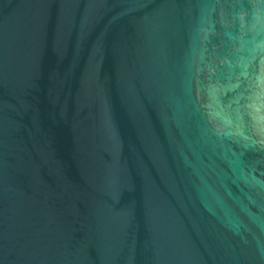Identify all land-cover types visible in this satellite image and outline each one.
Listing matches in <instances>:
<instances>
[{
  "label": "water",
  "instance_id": "water-1",
  "mask_svg": "<svg viewBox=\"0 0 264 264\" xmlns=\"http://www.w3.org/2000/svg\"><path fill=\"white\" fill-rule=\"evenodd\" d=\"M0 264H264V0H0Z\"/></svg>",
  "mask_w": 264,
  "mask_h": 264
}]
</instances>
